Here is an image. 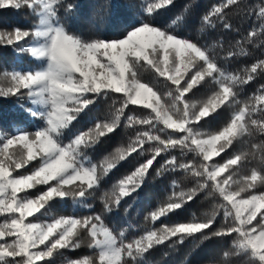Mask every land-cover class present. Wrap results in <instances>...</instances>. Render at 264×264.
<instances>
[{"label":"snow or ice","instance_id":"snow-or-ice-1","mask_svg":"<svg viewBox=\"0 0 264 264\" xmlns=\"http://www.w3.org/2000/svg\"><path fill=\"white\" fill-rule=\"evenodd\" d=\"M79 7L76 0H0V9H28L35 18L28 28L0 30V48L32 61L0 71V100H25L13 125L0 131V264H55L57 256L85 246L92 255L66 257L63 264H150L148 257L161 248L190 242L195 250L229 238L210 264L241 258L264 264V143L229 155L245 138L264 137V84L241 99L244 88L264 74V58L229 71L237 56L248 55L245 41L264 38V0L246 13L259 26L236 41L238 50L223 55L224 41L209 42L204 34L218 27L231 32L227 14L246 7L242 0H218L195 29L198 4L186 2L173 11L176 0H141L123 30L112 35L80 33L74 24ZM201 90V98L192 99ZM108 101V114L77 127ZM223 112L229 116L222 126L204 129ZM122 125L136 130L134 136L94 161L89 154ZM250 158L258 166L239 175ZM130 162L131 170L101 191ZM153 170L156 177L183 173L191 186L173 180L170 194L144 217L151 226L129 239L105 215H118L123 203L143 191ZM201 196L215 202L210 213L161 222L180 217ZM97 198L99 213L88 202ZM69 202L71 214H57Z\"/></svg>","mask_w":264,"mask_h":264},{"label":"trees","instance_id":"trees-1","mask_svg":"<svg viewBox=\"0 0 264 264\" xmlns=\"http://www.w3.org/2000/svg\"><path fill=\"white\" fill-rule=\"evenodd\" d=\"M76 2L80 7L74 20V24L76 29L85 35H112L117 31L123 30L124 22L128 19L129 14L131 13L132 15H135L141 5V0H76ZM186 2L199 5L193 18V29H195L199 16L208 10L212 4L217 3L218 0H176L177 8L173 11H178ZM260 2L261 0H242V5L246 7L233 8L228 12V22L232 24L231 32H225L222 27H218L215 31L209 30L204 34L209 42H218L221 39L224 41L225 51L221 53V55L226 54L229 50H238L241 45H237L236 41L242 40L252 27L259 26L256 16L254 14L249 15L246 13L251 12ZM24 14L23 9H0V30H10L17 26L27 28L30 23L29 20L25 18ZM160 18L164 19L163 16ZM192 34L197 37L200 35V33L195 30ZM262 40H264V38H258L251 45L247 44L245 41L242 46L247 49L248 55L237 56L230 63L229 71H242L245 67H248L251 63L255 62L256 59L264 58V43H261ZM16 66H32L31 58L26 56L23 58L16 56L11 48H0V71ZM146 78L151 79V76H147ZM158 84L162 90H166L164 89V81L162 79ZM262 84H264V74H258L254 81L244 88L241 99H247L255 94ZM197 94L198 93H196V95ZM110 103L111 102L108 101L106 103L98 104L88 116L77 125V127L85 129L90 125L93 118H103L110 112ZM24 104L25 100L22 98L0 100V131H8V128L4 126L13 125V122L20 115L18 106ZM130 110L136 111L137 115L146 114V110H138L136 106H130ZM217 122L218 118L216 121L204 125V128L208 130ZM19 126L31 128V125L29 124ZM135 131L136 130L133 129H127L122 125L116 136L110 141H107L98 152L90 153L89 155L94 161H98L103 155L116 146L126 143L130 137L134 136ZM245 141H247L248 144L246 150L250 151L251 144L264 143V137L257 135L252 138H246ZM176 154L179 155V153ZM188 158H191V156ZM255 165L258 166L257 160H255ZM131 167L132 162L125 163L121 168L115 170L107 179V182L103 185L101 191L110 188L111 184L122 175L127 174V172L131 170ZM156 167H159V165H156ZM173 180L181 183L185 187L191 186L183 173H168L163 177H156L155 171L153 170L143 191L139 193L135 199H130L126 203H123L118 215L106 214L105 222L117 232L126 230V235L129 239L142 234L144 229L151 226V221H146L144 217L158 207L159 204L165 200L166 196L170 194V185ZM88 202L94 205L97 213L101 212L102 203L98 198L89 200ZM214 203V201L205 196H201L200 199L191 204L180 217L173 216L161 222L174 223L178 220L190 219L192 216L202 217L205 213L211 212ZM124 209H128V211L125 212ZM53 211L56 212L57 210L53 209ZM71 211L69 202L67 210L58 212L57 214L67 215L71 214ZM78 214L86 215L88 213L81 211ZM220 219L222 220V216ZM156 226L158 227L159 223H157ZM230 243V238L219 241L213 240L211 242H205L199 249L194 250L192 244L189 242L184 246H178L176 249L161 248L148 257V260L150 264H188V262H190V264H210L211 261L221 255V247L226 249ZM82 249L83 253H91L87 248L82 247ZM245 259L246 258H241L240 260L235 261L234 264H245Z\"/></svg>","mask_w":264,"mask_h":264},{"label":"rangeland","instance_id":"rangeland-1","mask_svg":"<svg viewBox=\"0 0 264 264\" xmlns=\"http://www.w3.org/2000/svg\"><path fill=\"white\" fill-rule=\"evenodd\" d=\"M23 10H24V13H25L24 14L25 18L29 20V23L31 25L34 22L35 18L33 17V15L30 13V11L28 9H23ZM202 95H203V90H201V92H198V94L196 96H194L192 99H200ZM22 99H24V98H22ZM228 116H229L228 112L221 113V115L218 117V122L213 127L208 129V130H215L218 127L222 126L223 123L225 122V120L228 118ZM245 140H246V138H245ZM245 140L237 143L235 148L232 149V152L229 153V155H232V154H235V153L247 152L246 148H247L248 144H247V141H245ZM227 158L228 157H224V159H227ZM215 159L217 160V162H220V163L223 162V160H221L220 158H215ZM254 166H256L255 165V160H252L250 158L248 162H246L240 169H238L239 175L247 174L250 171V169L252 167H254ZM83 248H87V247L85 246ZM80 253H82V254H80ZM84 255H92V253H88V252H84L83 253V249L82 248L77 250V251H75V252L66 251L62 256H57L55 258V264H63V262H64L66 257L67 258H76V257H82Z\"/></svg>","mask_w":264,"mask_h":264}]
</instances>
